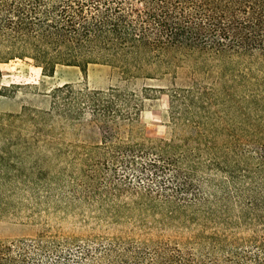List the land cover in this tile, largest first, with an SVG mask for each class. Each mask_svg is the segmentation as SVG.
Wrapping results in <instances>:
<instances>
[{
	"label": "trees",
	"instance_id": "1",
	"mask_svg": "<svg viewBox=\"0 0 264 264\" xmlns=\"http://www.w3.org/2000/svg\"><path fill=\"white\" fill-rule=\"evenodd\" d=\"M169 56L255 79L258 88L237 100L264 117V0H0V65L29 60L52 75L57 65L105 63L126 78H152L166 73ZM216 90L167 89L171 135L155 141L130 129L147 96L126 86L64 83L53 89L44 118L98 134L91 147L76 145L82 152L75 158L95 173L93 180L134 196L111 205L113 215L131 205L198 224L202 229L188 243L225 252L208 263L264 264V150L244 151L230 123V108L239 109L231 105L234 93L228 95L234 91L223 99ZM211 171L224 180L206 177ZM209 225L218 231L205 233ZM239 227L250 233L232 236ZM61 245L42 235L0 241V264H51L49 252L57 264H68ZM155 252L162 254L158 264L207 262L205 254L195 263L167 245Z\"/></svg>",
	"mask_w": 264,
	"mask_h": 264
},
{
	"label": "rangeland",
	"instance_id": "2",
	"mask_svg": "<svg viewBox=\"0 0 264 264\" xmlns=\"http://www.w3.org/2000/svg\"><path fill=\"white\" fill-rule=\"evenodd\" d=\"M166 60V73L152 78H126L105 63L83 69L57 65L52 75L43 74L29 60L0 65V241L39 235L55 238L61 242L60 254L68 264H158L162 254L157 256L155 251L166 245L187 251L195 263L203 254L205 264L220 262L225 254L222 250L188 243L202 229L198 224L135 210L130 204L127 212L113 215L111 205L130 202L134 196L118 184L93 180L95 173L75 158L82 152L76 145L91 147L98 134L90 127L74 129L57 118H44L53 89L64 83L89 89L126 86L147 96L130 129L150 140L166 139L171 135L166 90L196 85L217 89L223 99L224 92L234 91L228 93H234L231 105L239 107L230 108L233 135L245 152L264 150L263 113L237 100L257 87L255 79L246 81L238 69L222 70L192 59L169 56ZM143 87L151 90L142 93ZM213 107L218 111L217 105ZM205 176L224 180L217 171ZM204 229L210 233L218 231V226ZM231 230L232 236L250 233L244 227ZM57 257L47 254L51 264L60 261Z\"/></svg>",
	"mask_w": 264,
	"mask_h": 264
}]
</instances>
